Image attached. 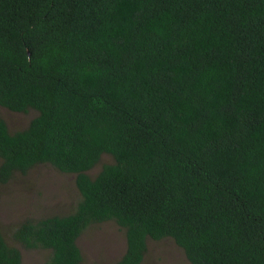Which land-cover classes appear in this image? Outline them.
Returning a JSON list of instances; mask_svg holds the SVG:
<instances>
[{
  "label": "trees",
  "instance_id": "16d2710c",
  "mask_svg": "<svg viewBox=\"0 0 264 264\" xmlns=\"http://www.w3.org/2000/svg\"><path fill=\"white\" fill-rule=\"evenodd\" d=\"M0 183L49 164L74 210L14 230L42 264L114 221L141 264L171 239L190 264H264V0H0ZM102 154L112 158L95 176ZM0 264L21 253L0 231Z\"/></svg>",
  "mask_w": 264,
  "mask_h": 264
},
{
  "label": "rangeland",
  "instance_id": "374dc122",
  "mask_svg": "<svg viewBox=\"0 0 264 264\" xmlns=\"http://www.w3.org/2000/svg\"><path fill=\"white\" fill-rule=\"evenodd\" d=\"M35 115L32 109L15 112L0 106V116L10 132L25 128ZM111 162L110 155L102 154L89 175L95 176L103 164ZM80 198L74 174L60 172L49 164L35 165L24 174L16 172L7 182L0 183V231L9 245L20 250L21 264H42L49 251L22 247L13 237L15 228L26 219L68 214ZM77 245L81 264H115L125 251L124 229L112 220L91 224L79 235ZM141 264L190 263L171 239H148Z\"/></svg>",
  "mask_w": 264,
  "mask_h": 264
}]
</instances>
